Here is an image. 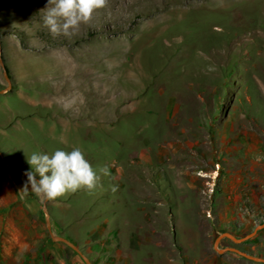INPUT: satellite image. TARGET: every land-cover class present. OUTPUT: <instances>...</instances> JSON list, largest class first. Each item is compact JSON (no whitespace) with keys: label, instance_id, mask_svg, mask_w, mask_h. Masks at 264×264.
<instances>
[{"label":"rangeland","instance_id":"374dc122","mask_svg":"<svg viewBox=\"0 0 264 264\" xmlns=\"http://www.w3.org/2000/svg\"><path fill=\"white\" fill-rule=\"evenodd\" d=\"M47 3L0 0V264H86L47 218L93 264H264L215 248L264 222V0H106L71 36ZM77 147L94 189L25 192Z\"/></svg>","mask_w":264,"mask_h":264},{"label":"clouds","instance_id":"9594fccd","mask_svg":"<svg viewBox=\"0 0 264 264\" xmlns=\"http://www.w3.org/2000/svg\"><path fill=\"white\" fill-rule=\"evenodd\" d=\"M106 0H48L43 23L53 36L74 35L82 23H87L94 12L105 6ZM49 5H51L49 7ZM30 168L25 171V192L53 200L78 189H94L105 169H95L80 148L70 151L57 149L48 153H26Z\"/></svg>","mask_w":264,"mask_h":264},{"label":"water","instance_id":"95a60500","mask_svg":"<svg viewBox=\"0 0 264 264\" xmlns=\"http://www.w3.org/2000/svg\"><path fill=\"white\" fill-rule=\"evenodd\" d=\"M5 73V77L7 78V80H9V76L7 74L6 71H4ZM10 88V85L6 86L4 89H1L0 92H3L4 90ZM0 157H1V160H2V163L5 167H8V168H12V169H18L16 168L14 165L12 164H9L7 161H6V158L5 156L2 154L1 150H0ZM21 171H23L25 173V169H22V168H19ZM47 201V199H46ZM47 227L49 229V232H50V235L52 237L53 240L55 241H61V242H64L66 243L67 245H69L71 248H73L75 251H77L85 260L86 264H93L91 262V260L79 249V247L74 244L71 240H69L68 238L64 237V236H60V235H55L52 231V227H51V223L49 221V218H47ZM264 228V222L261 223V224H258L255 229L253 231H251L250 233H248L247 235L245 236H241V237H237L231 233H228V232H223L221 235H219L216 240H215V248L223 253V252H227V251H231V252H235L237 254H240L241 256H244L248 259H251V260H255V261H258V262H263L264 263V258L263 257H257L253 254H250L248 253L247 251H243L239 248H236V247H226L224 249H220L218 247L219 245V241L223 238V237H229L231 238L232 240H234L236 243H242V242H245L247 241L248 239L252 238L253 236H255L257 234V232Z\"/></svg>","mask_w":264,"mask_h":264},{"label":"flooded vegetation","instance_id":"af4514ba","mask_svg":"<svg viewBox=\"0 0 264 264\" xmlns=\"http://www.w3.org/2000/svg\"><path fill=\"white\" fill-rule=\"evenodd\" d=\"M257 257H259V256H257ZM250 260H251V259H250ZM251 261H252L253 263H254V262H258V261H255V260H251ZM261 263H263V262H261Z\"/></svg>","mask_w":264,"mask_h":264},{"label":"bare ground","instance_id":"6f19581e","mask_svg":"<svg viewBox=\"0 0 264 264\" xmlns=\"http://www.w3.org/2000/svg\"><path fill=\"white\" fill-rule=\"evenodd\" d=\"M170 19V18H169ZM170 21H171V19H170Z\"/></svg>","mask_w":264,"mask_h":264}]
</instances>
